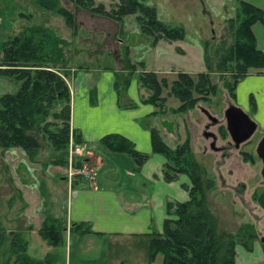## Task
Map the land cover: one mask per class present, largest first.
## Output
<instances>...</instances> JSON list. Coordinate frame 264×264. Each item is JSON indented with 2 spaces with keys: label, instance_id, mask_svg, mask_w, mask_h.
Masks as SVG:
<instances>
[{
  "label": "rangeland",
  "instance_id": "obj_1",
  "mask_svg": "<svg viewBox=\"0 0 264 264\" xmlns=\"http://www.w3.org/2000/svg\"><path fill=\"white\" fill-rule=\"evenodd\" d=\"M118 1L96 0L97 3L103 2L107 9H111ZM239 1L149 0L148 3L156 7L160 19L183 24L186 29L184 39L161 38L154 42L152 35L142 32L136 15L126 16L124 24L121 25L111 18L82 10L69 0H59L60 7H66L75 13L78 29L74 34V30L67 25L62 15L42 7L38 0H0V67L3 62V42L21 33L27 27L40 25L69 41L64 48L68 58L67 66L57 69L61 72L65 69L70 88L75 79L74 76L86 73L93 85H96V82L101 83V88L103 87L106 95H109L110 87H113L117 94L119 91L121 99L126 101L129 93L134 91V84L137 80L136 75L130 76L125 68L127 46L130 49L132 61L135 63L144 61L146 69L155 71L159 79L165 77L170 83L178 78L180 72H188L197 77L199 72L207 70L204 59L206 46L209 48L216 67L220 54H216L217 50H224L223 47L231 42L229 20L237 16ZM247 1L262 6V0ZM255 30L259 37V45L263 48L264 27L262 24H257ZM140 71H143V68L138 66V72ZM249 71L250 74L238 83L235 99L231 98L223 87L219 72L213 73V81H217L219 85L218 92L213 94L208 102H200L195 108L184 113L172 110L178 107L181 101L175 96H168L169 88H165L163 94L168 96L166 103L168 109L154 121L157 122L155 126L160 130L165 141L171 140L172 136L188 133L190 140L192 137L195 139L193 141L196 148H194L198 152L199 147L197 146H200V142H205L206 139L213 141L218 149L220 147L219 137L225 140L230 139L228 136L224 137L218 123L214 120L222 118V114L230 104L241 107L251 117L257 116L258 128L247 143L242 144L239 149H236L233 142L228 141L229 143L225 144L227 154L232 155L235 151V156H237L236 151L240 155L245 151L253 156V161H248L251 164L248 167L249 177L245 179L246 182L237 184L238 179L246 175L244 170L237 168L234 161L235 156L231 157V161L223 160L226 163L223 168L225 177H229L230 181L236 184L224 190L221 188L222 185L220 186L221 183L218 186L217 176L214 174L215 166L211 161L205 159L204 163L200 153L197 154L199 160L197 161L207 169L209 174L216 177L217 185L214 189L207 191V198L217 217L219 230L235 232L241 223L249 221L255 224L256 229L258 225L261 227V232L257 229V241L261 242V238L264 237V216L255 206V199L258 189L264 184L263 162L257 154V146L264 138V87L252 90L258 87L256 85L258 82L252 84L251 81L259 78L264 82V70L251 68ZM117 78L119 87L115 85ZM20 85L21 81L12 80L0 74V96L17 92ZM139 87L142 88L140 85ZM142 89L146 94H150L149 89ZM251 95H253L255 104L257 103L262 108L263 118L251 106ZM97 116H99L98 113L94 115L96 119ZM200 117H202L201 121H199ZM205 119L207 125L203 122ZM51 120L54 119L51 118ZM152 121L150 119V122ZM197 121L200 122V126ZM92 125L94 124L91 123L90 126ZM204 131L209 133V136L204 135ZM198 132L200 133L199 142L197 141ZM36 136L41 143L37 162L31 161L21 147H13L7 151L0 148V219L8 230L9 239L15 233L22 231L23 235L30 240L29 253L37 259H42L47 254V247L38 240V229L43 222H40V219H43L45 211H48L59 216L63 226L69 228L67 206L71 193L78 187L87 185L89 181L98 184L100 172L104 171L97 162L98 156L109 164L110 158L107 154L110 150L101 143L84 142L82 138V142L77 143L74 138H71L68 146L69 164L61 165L52 162L60 151L54 148L49 138L39 132H36ZM214 136L217 137V141L212 138ZM72 142L73 146H80L82 152H74L71 161ZM168 144L175 147L180 143ZM230 149L232 152H229ZM241 157L243 159L242 155ZM230 162L238 170V175L233 177L228 175L227 166ZM77 163H80L82 167L76 166ZM76 182H78L77 185H75ZM24 193L31 200L34 218L26 216L29 204L25 200ZM33 230L36 232L32 233ZM262 245L264 248V243ZM56 250L58 254L52 252L50 255L52 258H56L55 255L65 257L66 248ZM6 259L7 256L0 252V264H3ZM58 260H60L59 257L54 264H63V261L58 262Z\"/></svg>",
  "mask_w": 264,
  "mask_h": 264
},
{
  "label": "trees",
  "instance_id": "obj_2",
  "mask_svg": "<svg viewBox=\"0 0 264 264\" xmlns=\"http://www.w3.org/2000/svg\"><path fill=\"white\" fill-rule=\"evenodd\" d=\"M82 10L105 16L124 24L128 15H136L143 33L152 35L154 42L161 38L179 40L186 37L183 24L166 22L158 17L155 6L149 0H119L111 9L96 0H69ZM38 3L62 15L69 27L77 33L78 24L75 13L59 6V0H38ZM231 42L217 50L219 59L216 67L208 46L204 59L207 70L194 77L188 72H180L178 78L169 83L167 78L159 79L155 71L146 69L144 61L135 63L130 58L127 46L125 57L126 70L130 76L136 75L139 85L150 90L142 99L159 108L156 114L167 111L168 96H175L181 104L173 108L174 112L184 113L200 102H208L219 89L213 81V73L219 72L223 87L231 98H236L238 83L251 68H264V49L259 45L255 26L264 27V9L250 1L240 0L237 16L229 20ZM69 41L57 36L40 25L27 27L21 33L3 42V62L0 74L12 80L21 81L15 93L0 96V148L7 151L21 147L29 159L37 162L41 143L36 132L49 138L54 148L60 153L52 161L56 164H69L68 146L71 138L82 142L81 133L72 127V92L67 82V72L57 68H66L68 58L64 48ZM138 66L143 71L138 72ZM228 75V76H227ZM119 87V80L115 82ZM169 88L168 96L163 94ZM118 103L122 108H134L137 103L128 95L123 101L118 91ZM251 106L256 104L251 95ZM53 118L54 120H51ZM224 137L228 136L225 126L219 127ZM154 152L163 154L167 161L163 174L167 181H173L180 174H187L192 182L190 198L186 201L167 202V214L163 232L151 233L149 241V264L158 254L163 255L164 264H235L236 246L244 245L252 249L258 238L256 226L252 222H243L235 232L220 231L217 217L212 211L207 198V191L216 187L217 181L196 159L188 137L175 147L169 145L160 130L151 128ZM100 143L110 151L131 155L136 166L141 167L149 154L136 148L133 140L120 133H108L101 137ZM243 159L253 161V156L241 152ZM78 167H82L77 163ZM78 182L75 183L77 185ZM74 233L93 232L86 222L72 223ZM39 235L50 246L60 247L65 242L64 226L59 217L45 211V218L38 230ZM30 240L22 231L9 239L8 230L0 219V252L7 259L3 264H54L56 258L48 253L44 259H37L29 253ZM121 264H128L122 261Z\"/></svg>",
  "mask_w": 264,
  "mask_h": 264
},
{
  "label": "crops",
  "instance_id": "obj_3",
  "mask_svg": "<svg viewBox=\"0 0 264 264\" xmlns=\"http://www.w3.org/2000/svg\"><path fill=\"white\" fill-rule=\"evenodd\" d=\"M261 5L260 7L264 9V0ZM255 69L259 70L260 68ZM261 70L263 71L264 68ZM79 74L74 76L75 79L71 84L72 127L81 133L84 142L96 144L100 143L103 135L120 133L133 140L138 150L148 153L150 156L139 168L136 166L134 158L126 153L110 151L107 154L110 158L109 164L98 156L97 162H99L100 168L104 169L100 172L98 184L89 181L87 185L73 190L69 198L67 206L69 228L68 226L64 227V244L60 247L49 246L40 235H38V240L41 244L46 245L47 254L57 253V248H66L65 257L58 256L60 258L58 262L63 261V264H121L122 261L128 264H149L151 233L163 232L164 221L168 216L167 202L169 200L186 201L190 198L191 179L187 174H180L173 181L165 179L163 168L167 159L163 154L154 152L151 134V128L156 127L155 118H159L163 113L156 114L158 107L142 102V99L148 94L139 87L138 80L134 84V91L129 93L137 106L122 108L118 103V94L113 87H110V93L106 95L100 82L93 85L86 73ZM251 82L252 84L258 82L256 84L258 87L252 90L264 87V82L259 78H254ZM109 84L112 86L111 83ZM255 112L263 118L261 115L264 114V109L262 112V108L257 103ZM97 113L99 116L96 119L94 115ZM206 116L208 117L207 113ZM256 117L251 118L256 121ZM150 119L153 121L150 122ZM201 119L202 117L199 121ZM199 121H197L198 125ZM203 122L205 124L206 119ZM91 123L94 125L90 126ZM201 130H203L202 127ZM203 133L206 135L207 132ZM199 135L198 132V142ZM228 137L230 138V136ZM187 138L188 133L187 135L172 136L171 140L166 141L170 144H178ZM212 138L217 141V137ZM193 140L195 139L192 137V149L197 160V154L200 153L204 163L205 159H209L215 166V173H213L217 176L218 186L221 183L220 186L222 185L223 190L236 186L229 177H225L223 169L226 166L223 160L231 161V157L235 156V151L232 155H225V144L228 141L232 142L231 138L225 140L223 137H219V149L213 141L206 139L205 142H200V146H197L199 147L198 152L195 151L196 146ZM229 152H232V149ZM236 154L234 161L237 168L244 170L246 175L244 178L238 179L237 184H239L246 182L245 179L249 177L247 171L251 163L245 162L237 151ZM227 168L229 176L238 175V170L232 166L231 162ZM24 197L29 204L26 216L34 218L31 200L26 193H24ZM255 206L264 216V184L258 189ZM44 218H41L40 222ZM77 222L88 223L93 232L84 234L72 232L70 226ZM257 229L261 232L259 225ZM34 232L36 231L33 230L32 233ZM261 242L256 241L251 250L238 244L235 264H264V248L263 242ZM30 247L29 244V252ZM45 257L43 256L42 259ZM152 264H164L163 255L158 254Z\"/></svg>",
  "mask_w": 264,
  "mask_h": 264
},
{
  "label": "water",
  "instance_id": "obj_4",
  "mask_svg": "<svg viewBox=\"0 0 264 264\" xmlns=\"http://www.w3.org/2000/svg\"><path fill=\"white\" fill-rule=\"evenodd\" d=\"M226 124L236 148H240L244 142L249 140L258 128V123L241 107L235 105L226 110ZM206 135L209 136V133ZM257 154L263 162L262 175L264 178V138L257 146ZM261 241L264 243V237Z\"/></svg>",
  "mask_w": 264,
  "mask_h": 264
},
{
  "label": "flooded vegetation",
  "instance_id": "obj_5",
  "mask_svg": "<svg viewBox=\"0 0 264 264\" xmlns=\"http://www.w3.org/2000/svg\"><path fill=\"white\" fill-rule=\"evenodd\" d=\"M234 104H230V106L229 107H231V106H233ZM235 106H237V105H235ZM228 107V108H229ZM228 108H226L225 109V112L223 113V116H222V120L221 121H219V119H215V121L218 123V125H219V127L220 126H225V128H226V130L228 131V129H227V124H226V110L228 109ZM212 119V118H211ZM213 120V119H212ZM228 136H230V134H229V132H228ZM230 138H231V136H230ZM251 139V138H250ZM249 139V140H250ZM249 140H247L246 142H244V143H247ZM231 141L233 142V140H232V138H231ZM234 143V142H233ZM243 143V144H244ZM234 146H235V144H234ZM225 150H226V146H225ZM225 155L227 156V153H225Z\"/></svg>",
  "mask_w": 264,
  "mask_h": 264
},
{
  "label": "built area",
  "instance_id": "obj_6",
  "mask_svg": "<svg viewBox=\"0 0 264 264\" xmlns=\"http://www.w3.org/2000/svg\"><path fill=\"white\" fill-rule=\"evenodd\" d=\"M74 152H78V153H81V147L80 146H73V142H72V145H71V158L70 160L72 161V157H73V154Z\"/></svg>",
  "mask_w": 264,
  "mask_h": 264
}]
</instances>
